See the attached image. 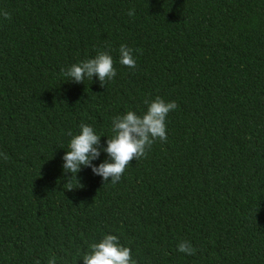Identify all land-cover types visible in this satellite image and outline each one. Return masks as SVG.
I'll return each mask as SVG.
<instances>
[{
  "label": "trees",
  "instance_id": "1",
  "mask_svg": "<svg viewBox=\"0 0 264 264\" xmlns=\"http://www.w3.org/2000/svg\"><path fill=\"white\" fill-rule=\"evenodd\" d=\"M2 10L0 264H84L106 234L137 264H264V0H0ZM121 44L135 69L119 62ZM105 50L116 69L105 87L62 74ZM156 96L178 105L167 142L115 185L81 166L66 190L69 131L89 124L106 147L113 117L142 115ZM183 240L195 254L177 250Z\"/></svg>",
  "mask_w": 264,
  "mask_h": 264
},
{
  "label": "clouds",
  "instance_id": "2",
  "mask_svg": "<svg viewBox=\"0 0 264 264\" xmlns=\"http://www.w3.org/2000/svg\"><path fill=\"white\" fill-rule=\"evenodd\" d=\"M4 19H11L7 10L0 11ZM128 15L134 16V9H129ZM133 49L125 44L119 48V62L131 69L136 68V59ZM138 51V50H137ZM113 57L109 51H98L92 58L84 59L72 64L67 69L62 68V74L68 81L76 83L84 82L85 77L92 80L98 78L101 87L116 76V69L113 66ZM146 111L141 115L133 110L117 115L112 119V136H108L106 147L101 145L100 137L94 128L85 123L80 124V132L71 136L68 149L63 156V169L66 176V190H73L72 179L77 177L81 166L90 167L94 175L102 177L103 185L110 182L118 183L127 168L133 161L147 156L154 142L157 140L167 142L166 118L171 111L177 109L175 101H166L160 96L154 99H145ZM101 151L107 153V157L99 165L93 161L100 157ZM7 160V155L3 154ZM82 187V185L80 186ZM177 250L181 253L193 255L197 251L187 240L181 241ZM84 264H137L132 258L131 248L119 242V238L113 234H106L89 245V251L83 255ZM36 264H40L37 260ZM47 264H56L55 256L48 259Z\"/></svg>",
  "mask_w": 264,
  "mask_h": 264
}]
</instances>
